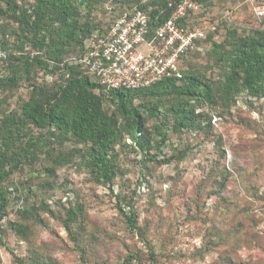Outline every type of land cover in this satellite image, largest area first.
<instances>
[{
  "label": "rangeland",
  "instance_id": "374dc122",
  "mask_svg": "<svg viewBox=\"0 0 264 264\" xmlns=\"http://www.w3.org/2000/svg\"><path fill=\"white\" fill-rule=\"evenodd\" d=\"M16 1L22 8L32 5V0ZM138 1L143 2L105 1L92 18L106 25ZM257 7H264V0H210L200 17L204 27L215 28L212 38L219 43L228 30L243 36L263 28L264 18L254 13ZM16 34L14 19L0 5V44L11 48ZM209 51L203 43L198 56L183 63V71L218 79L219 68L209 62ZM54 80L34 72L19 79L16 88L0 91V115L16 112L31 86L50 87ZM104 108L112 109L108 103ZM202 111L211 115L209 126L203 121L190 130L168 131L159 145L151 135L147 153L152 158H144L128 142L117 148L110 187L90 177L77 156L80 147L73 143L62 148L73 155L63 167L41 157L14 171L2 185L8 204L0 264H17L13 256L48 264H124L129 255L134 259L130 264H264V96L250 99L241 93L227 111ZM152 126L146 121L147 131ZM51 166L53 174L46 171ZM116 196L124 201L119 203ZM130 200L136 212L134 232L117 212V206L125 207ZM42 202L49 204L53 217L39 211L41 225L31 214L20 215V210L40 208ZM77 206L81 213L67 232L64 212ZM12 222L26 226L23 237L8 227Z\"/></svg>",
  "mask_w": 264,
  "mask_h": 264
},
{
  "label": "trees",
  "instance_id": "16d2710c",
  "mask_svg": "<svg viewBox=\"0 0 264 264\" xmlns=\"http://www.w3.org/2000/svg\"><path fill=\"white\" fill-rule=\"evenodd\" d=\"M105 1L109 0H32L29 8H22L16 0H0V5L14 19L17 32L11 48L7 43L0 44V49L8 53L0 71V91L16 88L19 79H28L34 72L55 79L50 87L31 86L27 99L20 102L16 112L0 115V245L8 204V192L2 185L23 165H32L42 157L54 167H63L73 155L62 148L73 143L80 147L76 153L90 177L97 184L110 187L117 171L116 150L125 142L149 159L151 135L159 139L158 145L163 144L168 131L190 130L200 127L203 121L209 126L211 115L203 112L204 108L227 111L241 93L250 99L264 96V27L243 36L228 30L219 43L212 38L214 30L196 43L200 49L203 43L209 44L207 58L219 68L216 80L196 70L183 71L188 56H198L200 50H194L181 59L179 78H163L138 90L106 91L76 62L83 43L111 25V22L96 23L92 18L97 6ZM178 1H138L123 11L143 10L149 16V25L157 27L169 17ZM209 1L204 2L202 13ZM104 103L112 108L109 112ZM146 121L153 122L152 130L145 129ZM52 166L46 169L48 173L53 174ZM116 199L119 203L124 201L123 197ZM59 202L55 204L60 205ZM124 206H117V212L134 232L138 228L133 202H125ZM81 210L80 206L65 210L62 227L67 232ZM39 211L53 217L46 202L40 208H24L19 213L22 217L31 214L35 223L41 225ZM8 227L22 237L27 229L16 222ZM149 253L153 260L152 251ZM13 258L17 264H48L38 258L29 262ZM123 261L130 264L134 259L129 255Z\"/></svg>",
  "mask_w": 264,
  "mask_h": 264
},
{
  "label": "built area",
  "instance_id": "2783aa9c",
  "mask_svg": "<svg viewBox=\"0 0 264 264\" xmlns=\"http://www.w3.org/2000/svg\"><path fill=\"white\" fill-rule=\"evenodd\" d=\"M206 1L179 0L157 27L149 25L147 12L125 10L111 21L108 30L83 43L76 62L106 91L138 90L163 78H179L181 59L200 50L196 43L215 30L202 24L200 15ZM254 13L263 18L264 7L255 8ZM7 57L0 49V71Z\"/></svg>",
  "mask_w": 264,
  "mask_h": 264
}]
</instances>
